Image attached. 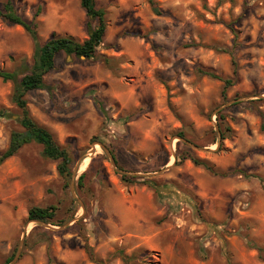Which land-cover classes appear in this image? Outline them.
<instances>
[{"label":"rangeland","instance_id":"1","mask_svg":"<svg viewBox=\"0 0 264 264\" xmlns=\"http://www.w3.org/2000/svg\"><path fill=\"white\" fill-rule=\"evenodd\" d=\"M13 2L26 20L39 9L41 43L87 38L79 0ZM95 2L106 11L96 55H58L26 95L70 152L68 186L35 143L0 164V264L22 239L14 264H264V0ZM34 48L0 19V68L20 78ZM200 70L234 84L223 95ZM12 88L0 79V153L20 129ZM48 205L54 224L27 220Z\"/></svg>","mask_w":264,"mask_h":264},{"label":"trees","instance_id":"2","mask_svg":"<svg viewBox=\"0 0 264 264\" xmlns=\"http://www.w3.org/2000/svg\"><path fill=\"white\" fill-rule=\"evenodd\" d=\"M149 2L154 4L153 0H149ZM79 4L88 18L86 23L88 31L87 38L79 41L71 35H60L53 32L44 43L39 41L37 33L38 23L35 21V17L39 14V9L33 14L31 20H26L17 13L13 0H4L0 5V19L5 20L9 24L22 26L30 35L35 45L32 65L29 71L20 78L17 77L15 71L0 68V79L4 82L13 83L11 101L20 111L18 119L20 129L10 132L7 146L0 153V164L14 156L23 146L35 143L41 146V154L45 158L56 162V170L59 176L65 181L66 186H68L71 175L72 158L70 152L65 146L57 142L55 136L48 128L39 124L30 115L26 95L32 90L45 87L44 77L54 68L58 55L65 54L86 59L93 58L96 55L106 30V11L103 8L97 7L95 0H79ZM91 21H96L94 27L91 26ZM231 30L234 31L232 27ZM224 51L229 52L233 56V52L228 48H225ZM200 72L210 78L221 80L223 82V95L226 89L234 84L232 78H222L209 70H200ZM178 136L184 138L183 133H179ZM190 158L194 164L202 166L211 172H215L207 163L193 157ZM84 176L85 172L79 175L77 181L78 187L83 186L82 180ZM120 179L125 183L132 182L125 175H121ZM149 186L156 188L154 184L149 183ZM57 209L58 207L56 205L31 206L27 211V220L54 224L53 220L56 216ZM261 251L258 248V252ZM13 256L14 254L11 253L3 264L9 263Z\"/></svg>","mask_w":264,"mask_h":264},{"label":"water","instance_id":"3","mask_svg":"<svg viewBox=\"0 0 264 264\" xmlns=\"http://www.w3.org/2000/svg\"><path fill=\"white\" fill-rule=\"evenodd\" d=\"M181 140H183V139H181ZM183 141L186 142V140H183ZM109 158H110V161H111L112 165L114 166V165H115V162H114V160H113V157H112V156H109ZM83 160H84V158H82L81 161H83ZM79 165H80V162L74 167V170H73L72 176H76L77 171L79 170ZM31 221H34V222H36V223H38V224H44V222H40V221H35V220H31ZM46 226H48V225H46ZM25 234H26V229H24V232H23V238H24ZM22 243H23V239L20 241V246L22 245ZM20 246H19V248L17 249V252H16L15 255L13 256V258L11 259V261H10L9 263H7V264H14V262L17 260V258H18V256H19V253H20Z\"/></svg>","mask_w":264,"mask_h":264},{"label":"bare ground","instance_id":"4","mask_svg":"<svg viewBox=\"0 0 264 264\" xmlns=\"http://www.w3.org/2000/svg\"><path fill=\"white\" fill-rule=\"evenodd\" d=\"M90 153V154H89ZM89 154V155H88ZM88 154L86 155V157L84 158V160L82 161L81 163V166H80V171L84 170L85 167L87 166L88 162H89V159H90V155L92 154V151L88 152Z\"/></svg>","mask_w":264,"mask_h":264}]
</instances>
